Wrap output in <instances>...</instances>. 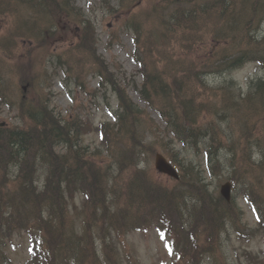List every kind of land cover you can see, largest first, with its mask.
Here are the masks:
<instances>
[{
    "label": "trees",
    "instance_id": "trees-1",
    "mask_svg": "<svg viewBox=\"0 0 264 264\" xmlns=\"http://www.w3.org/2000/svg\"><path fill=\"white\" fill-rule=\"evenodd\" d=\"M116 12L126 14L135 36L143 82L133 88L163 120L157 146L180 179L162 182L142 167L143 155L158 151L159 128L96 56L95 28L73 0H0V53L17 61L0 70V100L22 122L0 128V264H10L3 251L17 233L31 237L30 264H126L127 236L149 229L165 239L169 264H202L220 253L229 229L247 241L264 235V111L251 110L264 105V77L251 81L244 96L233 81L207 80L248 63L264 72V42L256 40L264 0H122ZM69 31L78 33L69 58L80 68L95 58L100 86L116 96L114 123L96 128L88 118L62 116L34 93L41 69L37 56L19 57L20 41L47 45L46 37ZM10 75L29 83L33 95L16 100ZM95 131L101 145L91 150L82 141ZM207 178L218 187L232 182L255 211L253 234L244 231L236 201L227 203ZM126 255L128 264H138Z\"/></svg>",
    "mask_w": 264,
    "mask_h": 264
},
{
    "label": "rangeland",
    "instance_id": "rangeland-1",
    "mask_svg": "<svg viewBox=\"0 0 264 264\" xmlns=\"http://www.w3.org/2000/svg\"><path fill=\"white\" fill-rule=\"evenodd\" d=\"M76 6L84 12L87 19H89L96 30L95 37L98 41L97 55L101 57L106 64L110 67V71L115 74V77L122 86L130 87L127 93L130 99L135 102L139 107L145 109L149 116L155 120L159 129L154 132V141L156 146L162 138L161 130L164 124L160 119L157 112L147 106L141 99L138 92L132 88L133 84L141 85L143 81L142 73L140 72L139 65L134 59L133 53L135 52L134 34L128 29L125 22V13L118 14L110 11L109 7L102 4L101 0H74ZM111 7L118 9L122 0H109ZM258 28L260 37H264V22ZM3 33V28L0 27V35ZM259 37V36H258ZM259 37V38H260ZM70 42L67 41L66 44ZM63 47L62 42L58 44L60 48L56 55H51V52H45L42 55V61L47 64L44 73H38L34 79V93L39 99H45L49 106L62 116L89 118L91 122L98 126L101 122L112 121L108 108H114L117 105L116 99L111 91L107 92L104 96L103 90H98L97 67L94 62L95 58L90 57L82 62L83 68H80L79 63H75L69 69H63L58 66L63 65L60 54ZM93 58V59H92ZM86 59V58H85ZM15 60L8 65L6 69H13ZM14 63V64H13ZM58 63V64H56ZM91 64V66H90ZM10 66V67H9ZM116 67H120L117 69ZM74 69H79L75 70ZM264 77L263 71L254 63L244 65L232 73L222 74L220 76H209L207 80L211 86L219 85L225 81H233L237 86L238 92L243 96L249 91V83L251 81L259 80ZM79 82L82 86L76 84ZM12 86L15 82H10ZM7 87L8 85L5 84ZM10 85V87H12ZM20 85V84H19ZM13 90V87L11 91ZM95 91V92H92ZM97 92V93H96ZM89 93H94L90 95ZM21 95V93H19ZM33 93H31V96ZM16 98L19 100L16 92ZM0 123L6 126L20 125V119L17 116L15 109L0 103ZM160 135V136H158ZM157 137V139H156ZM84 143L89 145L91 149L97 148L99 144V137L97 132L91 133L84 137ZM157 153H162L163 150L157 146ZM176 151H173L174 154ZM187 157L192 155L187 154ZM142 167L155 168V158L153 156L143 155ZM196 161L200 158L196 157ZM158 177V178H157ZM155 178L168 182L166 177H162L155 173ZM171 182L169 181V184ZM213 189H217L218 181L216 178H207ZM220 186L218 187L219 190ZM237 190H232V195H236ZM238 203L244 208L246 215L243 219L250 228L255 227L256 221L252 212L248 209L243 200L238 199ZM231 235V236H229ZM125 246V245H124ZM223 253L227 259L228 264H242L247 263L246 258L243 256L245 250L252 251L256 254L264 252V239L263 237L254 238L251 242H244L238 239V236L231 233L223 235ZM28 242L26 239L20 237L15 238L9 246L7 254L13 260L14 264H26L29 261V253L27 251ZM127 253L133 256V259L140 264H163L164 262H171L165 250L164 241L158 236L157 232L152 229L149 231H142L133 233L129 236L126 242ZM215 259L206 260L205 264H214Z\"/></svg>",
    "mask_w": 264,
    "mask_h": 264
},
{
    "label": "water",
    "instance_id": "water-1",
    "mask_svg": "<svg viewBox=\"0 0 264 264\" xmlns=\"http://www.w3.org/2000/svg\"><path fill=\"white\" fill-rule=\"evenodd\" d=\"M156 168L159 172L178 178V174L174 167L170 165L167 160L162 155H157L156 157ZM230 184H226L222 187V194L227 200L230 199Z\"/></svg>",
    "mask_w": 264,
    "mask_h": 264
},
{
    "label": "bare ground",
    "instance_id": "bare-ground-1",
    "mask_svg": "<svg viewBox=\"0 0 264 264\" xmlns=\"http://www.w3.org/2000/svg\"><path fill=\"white\" fill-rule=\"evenodd\" d=\"M260 1V0H259ZM262 1V0H261ZM120 8V7H119ZM22 11H23V8H21V13H22ZM237 11V13H239L238 12V9L236 10ZM32 15L34 14V16H36V17H38V16H40L39 15V13H35V12H30ZM127 13H128V11H127ZM264 22V20L261 22V24ZM261 24L259 25V27L261 26ZM260 37V34L258 33V28L256 29V40L257 41H262L263 40V42H264V37L262 38V37ZM259 96H263L264 97V88L259 92ZM49 110V109H48ZM251 110L252 111H254V112H257V113H262L263 111H264V105L262 106V107H260L259 109H255V108H251ZM39 126H41V128H38V129H42V127L44 126V125H42V124H40ZM257 150H254V152H256ZM249 175H250V173H249Z\"/></svg>",
    "mask_w": 264,
    "mask_h": 264
}]
</instances>
